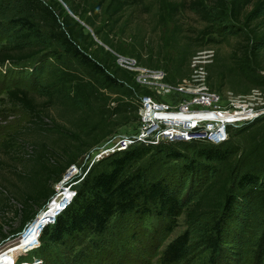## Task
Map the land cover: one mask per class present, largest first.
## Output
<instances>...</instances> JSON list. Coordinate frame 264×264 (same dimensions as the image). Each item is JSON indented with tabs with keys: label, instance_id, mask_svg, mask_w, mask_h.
<instances>
[{
	"label": "trees",
	"instance_id": "trees-1",
	"mask_svg": "<svg viewBox=\"0 0 264 264\" xmlns=\"http://www.w3.org/2000/svg\"><path fill=\"white\" fill-rule=\"evenodd\" d=\"M139 3L146 10L154 8L157 24L161 26L171 23L178 27L177 16L186 7L205 23L194 41L175 49L171 58L163 57L164 68L170 62L178 64V80L189 75L192 57L215 42L203 40L205 35L214 32L223 39L238 35L228 58L213 52L207 64L208 85L217 92L226 85L227 91L235 95H245L254 88L264 91V76L260 74L264 72V0H189L188 4L186 0H0V26L10 28L17 37L0 48V66L38 64L40 76L49 61L60 65L58 70L50 72L49 81L41 88L43 102H37L36 95L25 87L13 85L6 92L10 101L29 116L26 126L0 143V156L21 163L23 169L16 178L24 188L14 192L18 202L14 217L20 218V225L10 231L12 239L44 209L55 193L53 185L70 166L78 164L91 148L116 134L120 127L138 124L136 99L151 92L135 83L134 72L120 67L117 56L135 57L137 65L148 69L161 68L142 61L141 55L133 51V45L124 48L102 28L108 27L113 32L124 13ZM168 41L165 40L166 46ZM134 42L137 43L135 38ZM109 103L115 104L114 107ZM56 104L65 123L44 122L46 112ZM40 131L55 135L50 147L30 136ZM20 143L31 146V152L21 150ZM163 157L174 163L182 162L180 167H170L179 171L178 174L149 173ZM218 167L219 171L223 167L228 173L218 171L216 179L204 186L201 196L202 201L212 199V203L203 202V207L205 203L216 208L209 227L199 230L197 240L189 231L172 239L160 253L158 262H188L193 258V247L197 246L209 251L206 264H226L221 239L230 231L228 227L235 217L238 199L254 192L264 202V191L257 192L258 183L264 182V117L242 128L229 129V139L219 145L137 144L101 160L81 180H73L77 182L76 196L53 224L44 225V220L53 219V216L46 219L51 205L39 213L33 223L38 225L37 236L44 225L39 246L22 256L21 262L31 264L28 255L33 254L45 264H58L56 248L72 252L73 247L86 239L112 234L115 222L131 216L141 218L155 213L165 220L164 234L170 235L176 225L174 220L183 212L177 193L179 180L187 175L215 174ZM1 205L5 209L7 202L4 200ZM198 213L192 211L191 215L195 217ZM254 243L245 264H264V232ZM84 250L79 247L76 255L64 264H81ZM14 251L17 254L15 247ZM107 255V264L125 262L119 261L123 256L117 257L113 252Z\"/></svg>",
	"mask_w": 264,
	"mask_h": 264
},
{
	"label": "rangeland",
	"instance_id": "rangeland-1",
	"mask_svg": "<svg viewBox=\"0 0 264 264\" xmlns=\"http://www.w3.org/2000/svg\"><path fill=\"white\" fill-rule=\"evenodd\" d=\"M188 2L189 0H186V4H188ZM157 21V17L154 15V8L152 10H146L143 8V3H139L124 13L121 20L113 27V32H110V28L108 27H104L102 30L110 34V37L116 39V42L118 44L120 43L121 46L126 49L133 45V51L141 55L142 61H145L149 65L156 64L157 68H161L166 72V81L175 83L178 81L179 76L178 64H172V62H170L167 68H164L162 65H164L166 60H163V57L168 56V58H171L175 54V49L182 46L185 42L191 43L194 41V39L199 36L198 32L203 29L205 23L189 7H186L183 12L178 14L176 22L178 27L176 28L171 23L164 26L158 25ZM96 22L98 25L101 23L99 20H96ZM88 31H90V29H88ZM16 38L17 37H15L14 32L10 30V28L0 26V48L5 47L10 42H14ZM134 38L137 43L134 42ZM166 39L169 40L167 46L165 45ZM238 39V35L228 36L227 39H223L218 33L209 32L203 37V40L215 42L202 49V51L211 49L221 58H228ZM133 58L135 59V57H132V59ZM37 65L38 64L25 63L19 66H12L7 63L0 66V143L7 135H12L26 126L29 121L27 112L21 106L12 103L6 92L10 90L13 85L25 87L30 93L36 95L35 100L37 102H43V91L41 88L49 81L50 72H54L60 68V65L56 62L49 61L48 65L45 66L39 76L40 66ZM260 74L264 76V72ZM32 76H35V79L37 76L38 77L36 80H31ZM209 89L221 97L220 104L225 106V96L227 93L226 85H223V87L219 89V92L212 90L210 86ZM254 89L264 93V91L258 88ZM165 100H168V98H165ZM56 105L50 112H46L47 115H45L43 119L44 122L50 124V121L55 122L56 120L58 123H65L64 120H61L63 118L59 116L60 113L58 108L60 106L58 104ZM109 105L114 107L115 104L109 103ZM66 117L72 119L69 114H66ZM66 126L71 128L67 124ZM137 128L138 124H128L120 127L116 134L131 135L137 131ZM21 133H23V131H21ZM32 133L33 134H30V136L37 137L39 142L45 141L49 145L48 147H50L52 142L56 139L54 134L51 135L45 131ZM25 141L27 142V139ZM23 143H20L22 144L21 150L31 152V146H27ZM177 144L180 143H175L173 145ZM83 158L84 156L79 161V164H82ZM181 163V161L174 163L163 157L160 162L154 163L155 165L149 169V173L160 174L162 171H164L163 173H173L176 169L174 170L170 167H180ZM20 171H23L21 163L19 164L16 161L0 156V207L4 200L7 202V207L5 209L1 207L3 209H0V234L6 236L5 239H1L0 236V264H12L13 262L15 264H22L20 258L27 253L20 251L22 249L28 250L33 248L29 252L31 253L38 246H35V248L33 246L37 239L38 225L31 224L32 227L22 238L20 236L27 226L19 233L17 232L19 235L16 239H12V234H10V231L18 228L20 225V218L14 217V209L18 207L14 192L17 189L24 188V185L16 178ZM218 171L219 167L215 171V174L199 173L193 176L187 175L179 180L177 193L182 203L183 212L174 220L176 225L170 235L164 234L163 229L165 220L158 217L155 213L145 215L141 218L131 216L124 221L115 222V228L113 232H111L112 234H107L104 238L94 237L90 240L86 239L80 246L73 247L72 252H69L67 249L56 248L55 252L58 264L67 263L71 257L76 255L79 247L85 248L83 252L85 257L81 258L79 261L81 264H107L109 259L107 255L108 252H113L120 258L123 256L119 261H125L123 262L124 264H160L158 262L160 253L172 239L189 231L190 236L197 240L196 237L199 234V230L209 227L216 208L207 207L205 203L203 207V202L208 200L202 201L201 196L204 186L212 179L215 180L217 173H228L223 167L219 172ZM175 172L176 174L179 173V171ZM66 174L67 171L59 182H62ZM59 182L53 185L54 192ZM259 191H264V182L258 183L257 192ZM54 201L51 204L52 208ZM208 202H210V200ZM210 203H212V199ZM42 211L43 210L40 212ZM192 211H199V213L194 217V215H191ZM40 212L35 215L34 222L37 220ZM234 213L235 217H233L228 227L230 231L221 239L222 254L226 258V264H245V257L251 255L255 248V240L264 232V202L258 194L254 192L248 193L238 199L234 208ZM53 215L54 214L49 211L46 215V219ZM132 234H134V237ZM14 247L17 250V254L16 251H14ZM193 249L195 250L192 254L193 258L191 257L188 259V262H182L181 264H206L210 255L209 251L197 246H194ZM10 255L12 256L9 257ZM28 257L32 259L31 264H45V262L43 263L39 257L33 254L28 255ZM24 263L29 264L26 262Z\"/></svg>",
	"mask_w": 264,
	"mask_h": 264
},
{
	"label": "built area",
	"instance_id": "built-area-1",
	"mask_svg": "<svg viewBox=\"0 0 264 264\" xmlns=\"http://www.w3.org/2000/svg\"><path fill=\"white\" fill-rule=\"evenodd\" d=\"M212 55V50L198 52L191 59L189 75L175 83L166 81V72L162 69H148L131 58L117 56L118 65L134 72L135 83L151 92V95H140L136 99L137 131L106 138L84 155L82 164L67 169L66 177L59 182L44 209L58 195L65 201L45 225L53 224L75 198L77 182L73 180H81L93 165L111 155L137 144L157 146L197 142L219 145L229 139L230 128L248 125L264 117V93L257 89L245 95L227 91L226 105L220 104L221 97L208 86L207 64Z\"/></svg>",
	"mask_w": 264,
	"mask_h": 264
},
{
	"label": "bare ground",
	"instance_id": "bare-ground-1",
	"mask_svg": "<svg viewBox=\"0 0 264 264\" xmlns=\"http://www.w3.org/2000/svg\"><path fill=\"white\" fill-rule=\"evenodd\" d=\"M258 121V120H257ZM57 197V198H56ZM54 199H55V201H54V204H53V208L50 210V212H52L53 214H55V212H56V210L58 209V207H60L61 205H62V203L65 201V199L64 200H62V197L61 196H56Z\"/></svg>",
	"mask_w": 264,
	"mask_h": 264
},
{
	"label": "clouds",
	"instance_id": "clouds-1",
	"mask_svg": "<svg viewBox=\"0 0 264 264\" xmlns=\"http://www.w3.org/2000/svg\"><path fill=\"white\" fill-rule=\"evenodd\" d=\"M33 222H34V221H32V222L27 226V228H28L31 224H33ZM25 230H26V229H25ZM38 238H39V236H38ZM35 244H38V246H39V240H38V239H37V241L35 242ZM38 246H37V247H38ZM37 247H36V248H37ZM28 253H29V252H28ZM23 263H24V262H22V264H23ZM14 264H15V263H14Z\"/></svg>",
	"mask_w": 264,
	"mask_h": 264
},
{
	"label": "water",
	"instance_id": "water-1",
	"mask_svg": "<svg viewBox=\"0 0 264 264\" xmlns=\"http://www.w3.org/2000/svg\"><path fill=\"white\" fill-rule=\"evenodd\" d=\"M50 219H51V218H49L47 221L44 220V222L46 223V222H48ZM34 220H35V219H34ZM34 220H33V221H34ZM44 225H45V224H44ZM44 225H42V226L40 227V231H39L38 235L41 233L42 229L44 228ZM3 248H4V247H3Z\"/></svg>",
	"mask_w": 264,
	"mask_h": 264
}]
</instances>
